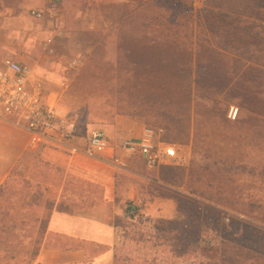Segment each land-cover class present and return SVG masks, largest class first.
I'll return each mask as SVG.
<instances>
[{
  "label": "rangeland",
  "instance_id": "374dc122",
  "mask_svg": "<svg viewBox=\"0 0 264 264\" xmlns=\"http://www.w3.org/2000/svg\"><path fill=\"white\" fill-rule=\"evenodd\" d=\"M261 1L260 10L254 9L251 1H248L247 16L243 18L247 21V25L236 21L242 18V15L234 14L231 18L219 14L221 11L218 8L219 3L225 5L232 2L236 9L241 4L240 0H136L135 7L116 6L114 3L96 4L95 15L105 18L95 22L105 32L111 31L115 25L120 27V17H130L127 22H124L125 27L151 28L159 34H173V37H169L171 42L189 43L200 39L203 43L210 40V43L222 49L213 71L223 80L227 72L234 77L242 76L249 85L242 87L238 93L234 92L235 94L226 93L223 84L212 91L211 86L203 83H200L201 90L196 83L192 86L180 83L172 86L173 91L169 86L165 91L164 85L158 84L167 71L166 66H161L159 56L152 57L157 64L150 67L151 57L147 55L135 56L125 51L121 52L122 54L115 51L114 55L100 48L97 53L91 55V60L101 61L112 58L123 62L114 69L104 67L83 69L81 83L77 86L73 84L67 91L66 99L61 102L63 108L68 109L66 112H62L61 109V113H68L76 118L79 131L84 134L91 125H104L114 120L117 113L126 114L133 121L144 124L146 127L163 128L158 123L164 115L162 111L164 105H161L159 99L164 96L175 97L173 105L168 104L175 113H180L181 107L187 110L188 103L192 104V107L196 105L192 112L193 135L190 148H184L183 151L188 155V162L186 165H177L172 169L163 170V177L177 189L181 188L187 192L186 198L197 200L204 205L209 204L208 201L201 198L195 191L206 193L207 197L221 194L226 197L225 205L230 208L250 209L263 214L264 179L261 180L259 173L264 170V127L261 131L262 135L257 140V132L261 128L256 120L264 115V102L260 101L264 99V0ZM191 7L194 8L195 15L189 19L187 17L191 14L189 10ZM207 11H215V13L212 17L209 14L206 17ZM15 21L21 24L18 29L31 32L30 42L33 43V48L28 51L15 47L12 51L3 45L10 41V37L0 36L2 43L0 55L13 58L17 55L26 63L33 62L31 58L40 59L43 53L42 44L53 25L49 22L33 21L26 7L22 8V14ZM73 22L77 25L79 19ZM10 23L11 21H8V24ZM90 38L94 39L96 36ZM16 39H19V42L22 40L21 36ZM77 42L78 44L83 42L82 38L76 37L71 45H63V49L66 46L70 50H60L58 56L61 54L71 58L78 56L80 49L77 47L78 44L76 45ZM233 44L246 51L249 65L252 67L246 72L242 70L241 64L236 63V59L230 58L224 52L228 51V47ZM209 51V49L203 51L206 57L210 56ZM134 60L141 61L143 66H127L125 61ZM170 70L173 72V67H170ZM188 73L190 70H187V75ZM113 75L122 76L123 81L107 82ZM187 75L185 74L184 79ZM127 76L131 81L124 83V77ZM245 91L250 97L249 110L254 118H244L232 125L231 122L236 121L237 118L236 120L229 118L230 108L235 106L240 109V106L229 104L228 99L235 95L245 97ZM259 95H262L261 99ZM89 96L93 99L89 100ZM187 112H183L185 117ZM243 116L245 117V114ZM232 129L238 132L232 134ZM240 137L243 139L242 142ZM164 139L171 143L178 142L175 132L171 131L169 137L168 133L165 134ZM244 142L245 151L240 149L241 143L243 145ZM245 155L249 156L246 160L248 168L245 171L255 168L251 175L236 171L238 163L244 160ZM232 160H238L237 164H231ZM35 166L32 161L29 171L31 172L32 167ZM46 170L45 168L39 175L40 181L25 178L31 174L21 169L15 171L12 180L0 195V264H32L38 255L55 206L53 192L50 195L48 187L49 182H52L51 175ZM158 191L170 199L175 198L179 201L183 198L162 188ZM220 208L225 216L233 213L231 210ZM177 218L182 219V214H177ZM131 231L133 235H136L134 229ZM136 236V240L133 237L125 239L117 249L120 264H144L145 260L153 257L158 259L159 264H222L221 250L224 246L221 244L214 245V249L218 252L216 258H213L212 253H208L189 255L183 260L173 259L169 255V252L175 251L171 246L159 245L158 247L155 242H148L146 239L141 241L138 239L139 235Z\"/></svg>",
  "mask_w": 264,
  "mask_h": 264
},
{
  "label": "crops",
  "instance_id": "0c3cea01",
  "mask_svg": "<svg viewBox=\"0 0 264 264\" xmlns=\"http://www.w3.org/2000/svg\"><path fill=\"white\" fill-rule=\"evenodd\" d=\"M109 3L135 7L136 0H63L57 15H49L45 21L38 22H49L53 25L44 42L52 35H57L56 56L46 54L43 49L44 42L43 53L38 60L31 58L33 62L26 63L23 58L16 55L17 61L24 62L23 64L34 70L35 79L45 81L47 99L60 113L61 109L62 112L68 110L61 104L67 97V92H64L61 86L65 61L74 58L82 60L81 67L69 82L70 87L73 84L77 86L81 83L83 69L95 67L114 69L123 62L112 58L91 60V55L97 53L98 49H106L115 55V51L118 53L133 50L135 47L133 39L129 37L137 36L139 31L121 27L128 17H120L121 19L117 17L121 21V26L115 25L111 31L106 32L95 22L105 17L95 15L94 6ZM0 5V36L10 37V41L3 45L12 51L15 47L31 50L33 48V43L30 42L31 32L18 29L21 24L15 20L22 14V8L26 7L28 12L29 7L42 6L43 0L31 5L26 0H0ZM76 19H79L77 25L73 22ZM8 21L11 23L8 24ZM18 36H21V42L16 39ZM91 36L96 38L92 39ZM76 37L82 38L83 41L76 43L80 49L79 55L73 58L63 54L58 56V51L70 50L66 46L63 49V45H71ZM1 44L0 41V47ZM161 46L169 51H184L183 46L177 48H168L166 44ZM157 48V44L150 43L148 50L153 52ZM4 57L7 56L0 55V59ZM125 62L127 66H143L141 61ZM149 66H155L152 60L149 61ZM124 78V83L131 81L129 76ZM120 80L123 81L122 76L113 75L107 82L118 83ZM88 99L93 98L89 96ZM98 126L104 128L115 141L126 138L139 139L146 127L133 121L126 114H116L114 120ZM162 129L167 135L168 130L165 127ZM185 138L187 140L172 143L179 149L181 155L179 164L168 163L149 169L141 156L125 155L129 157V167L121 170L82 154L71 155L69 151L62 149L44 146L33 149L29 145V135L26 131L0 117V191L9 184L15 171L19 169L31 174L25 178L33 181H40L39 175L45 168L51 175L52 182H49L48 187L49 194L53 192L55 206L48 221L42 246L32 264H115L117 249L125 240L121 222L128 221L126 213L128 204L136 205L140 216L144 218L178 219L179 201L163 196L158 190L162 188L174 192L176 196H187V192L181 188L177 189L163 177V170L186 165L188 162V155L183 151L184 148H190L192 137L189 135ZM76 144H82V141L79 139ZM32 161L36 166L32 167L30 172L29 165Z\"/></svg>",
  "mask_w": 264,
  "mask_h": 264
},
{
  "label": "trees",
  "instance_id": "16d2710c",
  "mask_svg": "<svg viewBox=\"0 0 264 264\" xmlns=\"http://www.w3.org/2000/svg\"><path fill=\"white\" fill-rule=\"evenodd\" d=\"M240 1L241 4L237 6L236 9L232 2L226 3L227 5L219 3L218 8L221 10L219 14L231 18L234 14L242 15L243 17L236 19V21L243 25H247V21H245L243 18L247 16L246 14L248 12L249 0ZM250 1L253 4L254 9L260 10L259 5H262L261 0ZM189 10H191V14L187 18L191 19L195 15V10L192 7ZM214 13L215 11H207L205 16L207 17L209 14L211 15L210 17H212ZM129 19L130 17L127 18V21ZM122 27L127 29L133 28L128 26L125 27L124 25ZM133 30L139 31L137 36L129 37L133 39L132 42L134 43L135 47L133 50L123 51L135 56H142V54L147 55L151 57L150 60L153 61L154 65L156 60L152 59V57L159 56L162 62L161 66H166L167 71L162 77L163 79H161L158 84H163L165 91L167 90L168 86L173 91L172 86L180 83H183V85L188 84L189 86H192L196 83V86H198V89H200V83H203L211 86L210 89L212 91L223 84L226 93L228 92L230 94H235L240 92L242 87L249 85L246 79H244L242 76L234 77L230 75L229 72H227L224 75L225 80H223L219 77L218 73L213 71V69L216 68L218 63L217 58L220 57L219 52L222 51V49L217 47L215 44L210 43V40L208 42L204 41L203 43L200 42V39L189 43H185L184 41L171 42L169 41V37H171L173 34H159L157 31H154L151 28H133ZM140 33H142V35ZM150 43L157 44V50L150 52L148 50ZM165 44L168 45V48H177V46H183L184 51L165 50V48H162L161 46ZM206 49L210 50L209 57L204 55L203 51ZM123 51H120L119 53L122 54L121 52ZM224 52L225 54H228L230 58L236 59V63L241 64L242 70L245 72L248 70V68H252L251 65H249L248 57H246V51H244L242 47L239 48L236 44H233L228 47V51ZM170 67H173V72L170 70ZM187 70H190L188 75ZM185 74L187 77L184 79ZM228 98L229 97H227V99ZM249 98L250 97H248L247 92L245 91V97L244 95L242 97L235 95L233 98L228 99L229 104H237L240 106L237 120L231 122L232 125H234L233 123L239 122L244 118H254L253 113H251L249 110L251 104ZM261 98L262 95H259V99ZM174 100L175 97L173 95L164 96L159 99L161 105H164L162 106L164 115L159 119L160 123L158 124H160L159 126H163L168 130V137L169 132L171 131L175 132L176 141H185L187 140L185 136L190 135V137H192L193 135L191 120L193 108L195 109L196 105L192 107V104L188 103L189 105L187 106V110H183L184 108L181 107L179 109L181 112L175 113L173 108L168 106L169 103L173 105ZM260 101L264 102V99ZM185 111H188L186 117L183 115V112ZM244 114L245 117L243 116ZM256 120L259 123V128H261L257 132L258 140L260 135H262L261 131L264 127V115L258 117ZM236 132H238L236 129L231 130L232 134ZM242 141L243 139L241 138V142ZM243 146H245V142L243 145L241 143L240 148L244 149L245 151ZM248 157V155H245L244 160H241L240 163H238L239 165L236 167L238 169L236 171H239L240 174L247 172L251 175L254 173L253 171H255L254 167L253 169H249V172L245 171V169L248 168L246 163ZM236 161L238 162V160H232L231 164L236 165ZM259 177H261V180L264 179V170L259 173ZM7 185L2 188L0 195ZM195 193L200 195V197L204 200L208 201L209 204L204 205L197 200H191L183 197L178 203V210L183 216L182 219L169 220L163 218H144L138 215L139 208L136 205L131 207L132 204H128L126 209L128 221L121 222L124 228L125 239H130V237H133V239L136 240V235H139V240L143 241L146 239L148 242H155L158 247L159 245H169L175 250L169 252V255H171L173 259L179 258L183 260L189 255H204L208 253H212L213 258H216L218 252L216 249H214V245L221 244L224 246V248L221 250L222 264H264V213H256V211L250 209L230 208L229 206L225 205V200L227 201V199L221 194L218 196L215 194L214 197H207L206 193L196 191ZM220 207L231 210L233 213L229 216H225ZM131 211H133L132 215ZM136 215H138V217L137 219H134V216ZM133 229L136 232V235L131 233V230ZM143 263L159 264L158 259L155 257L150 260L147 259ZM115 264H120L117 254Z\"/></svg>",
  "mask_w": 264,
  "mask_h": 264
},
{
  "label": "built area",
  "instance_id": "2783aa9c",
  "mask_svg": "<svg viewBox=\"0 0 264 264\" xmlns=\"http://www.w3.org/2000/svg\"><path fill=\"white\" fill-rule=\"evenodd\" d=\"M26 1L31 5L41 0ZM62 3L63 0H43L42 6L29 7L28 15L34 21L43 22L47 16L57 15ZM56 37L52 35L44 42L43 49L48 56H56ZM81 65L82 60L79 58L64 62L61 84L64 92L69 90V82ZM34 74L31 67L13 57L0 60V117L26 131L31 148L44 146L62 149L71 155L82 154L121 170L128 169V158L136 155L144 159L149 169L168 163H180L178 147L164 139L165 131L162 128L145 127L139 139L126 138L119 141L112 140L109 133L98 125H91L81 134L76 118L60 113L48 101L45 81L35 79ZM238 112L239 108L232 106L229 118L236 120ZM79 139L82 144H76ZM137 217L134 216V219Z\"/></svg>",
  "mask_w": 264,
  "mask_h": 264
}]
</instances>
